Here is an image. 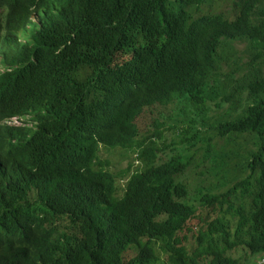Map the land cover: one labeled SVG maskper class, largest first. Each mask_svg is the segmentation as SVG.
<instances>
[{
    "label": "trees",
    "instance_id": "1",
    "mask_svg": "<svg viewBox=\"0 0 264 264\" xmlns=\"http://www.w3.org/2000/svg\"><path fill=\"white\" fill-rule=\"evenodd\" d=\"M232 1L233 19L188 12L209 0H0V38L7 30L14 52L0 74V264L264 257V0ZM241 42L246 62L235 54ZM156 106L140 143L137 123ZM225 109L230 118L211 126L226 142L215 152L204 136ZM13 116L31 125L2 124ZM101 145L139 152L143 171L123 196L97 163ZM189 174L223 182L198 187L197 207ZM199 207L216 218L201 220Z\"/></svg>",
    "mask_w": 264,
    "mask_h": 264
},
{
    "label": "rangeland",
    "instance_id": "2",
    "mask_svg": "<svg viewBox=\"0 0 264 264\" xmlns=\"http://www.w3.org/2000/svg\"><path fill=\"white\" fill-rule=\"evenodd\" d=\"M188 12L192 16H197V17L209 15V14H223L230 19H233L234 15L236 14L235 6L232 0H209V2L206 5L202 6L200 10L196 11L194 9H188ZM234 48H235V54L239 59L245 62L249 60V54L247 53V44L242 42L236 43ZM177 106L178 105H174L170 108L162 109V113L165 114L166 116L172 115L174 112H176ZM158 112H160V109L157 108L156 106L154 108H151L150 110L149 109L146 110L144 115L139 119L137 124L141 131V137L139 139L141 140L140 143L144 141L143 139L151 136L153 130L150 129L153 128V124H154L153 120L155 114H157ZM230 116H231L230 109L228 110L225 109L221 111H214V113H212L210 117V127L208 129V132L205 134L204 139L215 137V141L213 142V150L215 152L222 150V147L226 144V142L216 137V133L212 127L218 126L220 122L227 121L230 118ZM192 117H193V113L191 110L187 114L186 122L188 123V120H190ZM167 137L169 139H179L178 134L168 133ZM242 141H244V138H242ZM202 146L203 144L199 145V148ZM249 149L251 151L258 150L255 144L250 145ZM173 155L174 153L172 151H168L167 154L163 155V157L166 161H168L172 158ZM198 158H202V159L204 158V150H201V152L198 155ZM100 163L104 166L105 171L112 173L118 179L119 192L122 196L125 194L127 184L131 180V178L135 174L143 171V164L139 160V152L135 153L134 150L108 149L103 146L100 155ZM202 172H204V166ZM241 176L242 175H240V177ZM203 181L204 182L200 184L199 178H197V176L194 174H189L185 181L190 187L189 189L190 199L192 203H194L197 207L201 206L196 201H194L197 198L198 192L196 191V189L198 187L207 188L205 192L207 194L209 193V191H211L212 188L214 189L219 188L220 184L223 182L221 177H216L215 174H211L209 179L205 178L203 179ZM224 191L225 190H218V191L215 190L214 193L216 194ZM199 211H200L199 216L201 217V220H211L216 218L215 215L212 213V209L210 208L199 207ZM199 224H198V220L191 221L189 227L192 229H196ZM195 232H197V230H194V232L184 231L181 233V236L186 235L190 239L192 234H195ZM187 245L191 249L195 247L193 240L187 242ZM136 253H137L136 248L130 249L125 254L126 259L135 256ZM242 253L243 252H240L239 254ZM239 254H237V252L235 251L231 253V256L236 257ZM255 262L257 264H264V257L259 256L258 258L255 259Z\"/></svg>",
    "mask_w": 264,
    "mask_h": 264
},
{
    "label": "clouds",
    "instance_id": "3",
    "mask_svg": "<svg viewBox=\"0 0 264 264\" xmlns=\"http://www.w3.org/2000/svg\"><path fill=\"white\" fill-rule=\"evenodd\" d=\"M8 34H9L8 31L4 29L2 31L1 38H0V74L12 71L11 59H12L14 52H13L12 47L9 45L8 41H6ZM25 119H28V118H21L19 116H13L8 119H5L2 122V124L9 126V127L30 126L31 125L30 123H25ZM103 146L106 147L105 145H101L100 146L101 151H102ZM106 148L114 149V148H109V147H106ZM101 151H100V155H101ZM100 155H99V160L97 163H100Z\"/></svg>",
    "mask_w": 264,
    "mask_h": 264
}]
</instances>
